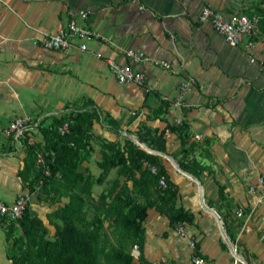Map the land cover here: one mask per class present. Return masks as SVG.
<instances>
[{
	"label": "crops",
	"instance_id": "obj_1",
	"mask_svg": "<svg viewBox=\"0 0 264 264\" xmlns=\"http://www.w3.org/2000/svg\"><path fill=\"white\" fill-rule=\"evenodd\" d=\"M138 1L143 9L130 0H0V199L12 201L18 193L28 195L29 212L45 223V212L54 207L48 208L41 197L35 198L21 186L17 170L23 149L13 152L1 133L15 115L41 116L48 122L53 115L94 111V133L119 140L124 137L117 133L124 134L148 149L141 136L148 138L147 132L156 136L166 123L183 119L195 143L189 157L195 154L205 168L194 174L171 157L172 151L175 157L181 155L173 131L162 133L164 152L150 149L171 162L172 174L163 164L178 187L177 203L190 209L194 219L185 222L186 234L181 237L163 214L148 208L142 221L143 255L150 264H188L193 247L187 240L191 239L198 243L204 264H236L233 257L243 260L225 245L218 220L208 206L221 223L225 220L239 251L254 264L260 260L264 238V196L248 191V186L264 173V69L257 63L264 62V31L253 27L251 48L241 43L233 46L207 21L196 18L203 5L231 14L242 12L250 0ZM79 10L86 11L89 26L99 35L85 39V50L76 46L47 49L39 44L42 32H55ZM244 40L241 37L242 43ZM128 47L167 61L171 70L152 62L130 61L123 54ZM250 56L254 62L249 61ZM107 57L141 70L149 89L117 82ZM184 73L193 82L184 95L187 104L177 107L171 98ZM162 101L165 112L154 116L151 109ZM36 139H41L40 133ZM91 144L85 165L97 175L99 144L92 139ZM113 175L111 169L107 177ZM218 185L223 199L218 197ZM102 186L92 184L93 197ZM7 227L0 219V264H12L6 256Z\"/></svg>",
	"mask_w": 264,
	"mask_h": 264
},
{
	"label": "trees",
	"instance_id": "obj_2",
	"mask_svg": "<svg viewBox=\"0 0 264 264\" xmlns=\"http://www.w3.org/2000/svg\"><path fill=\"white\" fill-rule=\"evenodd\" d=\"M165 109L166 103L162 101L151 112L159 116ZM94 119V111L53 115L48 122L40 123L41 139L24 145L22 165L17 170L21 186L54 207L45 212L46 223L29 212L28 203L16 223L8 222L6 236L10 242L6 256L12 264H150L142 251V221L148 208L163 214L170 227L177 221L193 222L194 213L177 203L178 187L161 156L146 151L127 137L119 140L94 133ZM64 121L66 128L58 130ZM187 127L188 123L181 119L178 123H166L156 136L141 138L150 148L164 152L162 133L166 129L173 131L180 141V153L188 154L195 143L190 140ZM93 136L99 144L97 175H92L85 165L93 149ZM37 150L43 155L47 173L35 164ZM177 162L194 174L205 168L197 161L193 165ZM151 166L154 171L150 170ZM111 169L114 175L108 178ZM159 178L164 184L159 183ZM93 183H104L96 197L91 192ZM217 191L223 199L219 185ZM48 225L52 228L50 235ZM222 225L233 240L223 218ZM133 247L137 250L135 256L131 252ZM192 254H199L196 241Z\"/></svg>",
	"mask_w": 264,
	"mask_h": 264
},
{
	"label": "built area",
	"instance_id": "obj_3",
	"mask_svg": "<svg viewBox=\"0 0 264 264\" xmlns=\"http://www.w3.org/2000/svg\"><path fill=\"white\" fill-rule=\"evenodd\" d=\"M135 3L138 9H143L144 5L138 0H130ZM198 21H207L211 28L218 33L223 41L229 45H239L243 47H253L252 29L257 24L260 18H264V12L258 13H231L224 14L217 8L203 5L196 15ZM99 36L87 22V13L84 10H79L76 15H72L66 22L65 26L60 27L55 32H42L38 37L39 44L47 49L67 50L71 46H76L79 50H85V39ZM241 37H244L242 43ZM76 39V42H74ZM123 54L130 61L134 62H152L159 65L166 71L171 70L170 64L163 59H151L142 50L135 48H125ZM106 63L110 71L113 73L115 79L119 83H133L145 87L148 90L149 87L145 86L144 73L132 67L130 63L119 62L110 57H107ZM249 61L254 62V57L250 56ZM261 68L264 69V63L257 61ZM193 78L189 74L184 73L176 84L175 94L171 98V103L174 106L181 107L187 103L184 100V95L192 86ZM165 96L162 95V98ZM43 121L41 116H32L31 114L15 115L3 126L1 129L2 135L7 139L8 143L12 146L13 152H18L23 149L25 144H31L36 141V134L39 132V125ZM177 123L179 122L176 121ZM67 122L64 121L58 130L63 131L66 128ZM198 138V135H194ZM35 164L42 167L44 173H47L48 169L44 163L43 155L40 150L35 152ZM151 171H154V167H150ZM159 183L164 184L163 180L159 178ZM248 191H259L264 196V173H260L253 185L248 186ZM28 202V195L24 193H18L12 201H5L0 199V219L5 222L16 223L17 219L21 216L25 205ZM185 222L177 221L174 225L176 233L183 237L186 234ZM188 244L193 247V240L188 239ZM234 248V247H233ZM136 250L134 247L132 251ZM131 251V252H132ZM137 254V250L135 252ZM133 254V252H132ZM135 254V255H136ZM134 255V254H133ZM134 255V256H135ZM190 264H204V258L200 254H192Z\"/></svg>",
	"mask_w": 264,
	"mask_h": 264
},
{
	"label": "rangeland",
	"instance_id": "obj_4",
	"mask_svg": "<svg viewBox=\"0 0 264 264\" xmlns=\"http://www.w3.org/2000/svg\"><path fill=\"white\" fill-rule=\"evenodd\" d=\"M249 3L248 4H245L242 8H241V10H243L242 12H245V13H249V14H252V13H258V14H261L262 15V13L264 12V0H250V1H248ZM257 28L259 29V30H261V31H264V18H260L259 20H258V22H257ZM263 62V61H262ZM264 63V62H263ZM121 138L122 137H127L126 135H124V134H119V133H117ZM147 135H148V138H151L152 136H153V134H151L150 132H147ZM92 142L95 144V143H97V139L93 136L92 138ZM131 140V139H130ZM132 141V140H131ZM194 149V148H193ZM193 149H191V150H193ZM190 150V151H191ZM171 157L172 158H178L177 160H182V161H186L187 163H190V165H193V164H195V161H197V163L198 162H200V159H198L197 158V156L195 155V154H193L191 157H189V154H181L180 156L178 155V157H175V155H176V152L175 151H172L171 153ZM161 159H162V161H163V163L165 164H167V166L169 167V170H170V172H171V174L172 173H175V171L172 169V164H171V162L169 161V160H167L166 158H165V156H161ZM175 159V160H176ZM111 174V173H110ZM113 174V173H112ZM102 185H104V183H102L101 184V186ZM41 198H42V196H41ZM43 199V198H42ZM44 200V204H46L47 205V207L49 208V207H53L54 205L52 204V205H50V203L48 202V200H45V199H43ZM63 200H65V198H62V201ZM91 212V210L89 211V213ZM222 224V223H221ZM223 226V225H222ZM224 228V227H223ZM51 232H52V228H51V226L50 225H48V235H50L51 234ZM227 234V233H226ZM228 236V240L233 244V247H234V250L237 252V253H239L241 256H242V258H244V256H243V254L241 253V251H239V247H237L236 246V244H235V242L232 240V239H230V237H229V235H227ZM219 239H221V241H222V243H226L223 239H222V237L221 238H219ZM263 240H264V238L262 239V245H261V249H262V251L260 252V254H261V256H260V260L259 261H254L253 263L254 264H261L262 263V261H264V242H263ZM225 245H227V243L225 244ZM133 252V251H132ZM133 254L135 255L136 253L135 252H133ZM237 256H239L238 254H236ZM233 257V256H232ZM233 259H234V262L237 264H242L241 262H240V260L238 259V257H236V259L233 257ZM245 260V259H244ZM245 262H246V260H245ZM246 264H248V263H246Z\"/></svg>",
	"mask_w": 264,
	"mask_h": 264
},
{
	"label": "water",
	"instance_id": "obj_5",
	"mask_svg": "<svg viewBox=\"0 0 264 264\" xmlns=\"http://www.w3.org/2000/svg\"><path fill=\"white\" fill-rule=\"evenodd\" d=\"M135 143H137V142H135ZM138 144V143H137ZM138 146H140L141 148H143V149H145L146 151H148V152H153V153H158V151H155V150H152V149H148V148H145V147H142L141 145H138ZM207 207V209L209 210V211H211L215 216H216V219L218 218V221H219V223L221 222V220H220V218L218 217V215H217V213L212 209V208H210V207H208V206H206ZM224 233V232H223ZM240 262L242 263V264H246V262H245V260L243 259V260H240Z\"/></svg>",
	"mask_w": 264,
	"mask_h": 264
},
{
	"label": "bare ground",
	"instance_id": "obj_6",
	"mask_svg": "<svg viewBox=\"0 0 264 264\" xmlns=\"http://www.w3.org/2000/svg\"><path fill=\"white\" fill-rule=\"evenodd\" d=\"M217 220H218V218H217ZM218 224H219V228H220V231H221V234H222L223 238L225 239V241H226L227 244L229 245L230 249L233 251V247H232V245H231V242L228 240V237H227V235L225 234V232H224V230H223V228H222V224H221V222L219 223V221H218ZM223 232H224V233H223Z\"/></svg>",
	"mask_w": 264,
	"mask_h": 264
}]
</instances>
